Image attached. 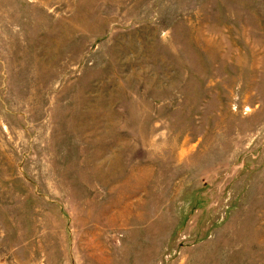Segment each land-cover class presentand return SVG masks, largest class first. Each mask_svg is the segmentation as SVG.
Instances as JSON below:
<instances>
[{"label": "rangeland", "instance_id": "1", "mask_svg": "<svg viewBox=\"0 0 264 264\" xmlns=\"http://www.w3.org/2000/svg\"><path fill=\"white\" fill-rule=\"evenodd\" d=\"M0 264H264V0H0Z\"/></svg>", "mask_w": 264, "mask_h": 264}]
</instances>
